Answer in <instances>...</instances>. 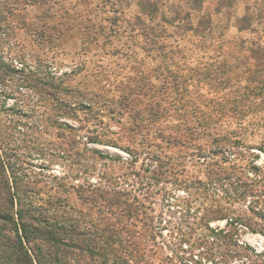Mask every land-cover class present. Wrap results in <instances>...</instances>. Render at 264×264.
Returning <instances> with one entry per match:
<instances>
[{
    "label": "trees",
    "instance_id": "trees-1",
    "mask_svg": "<svg viewBox=\"0 0 264 264\" xmlns=\"http://www.w3.org/2000/svg\"><path fill=\"white\" fill-rule=\"evenodd\" d=\"M193 2L197 9L199 0ZM112 5L121 6L120 2ZM136 6L130 21L116 8L113 16L103 10L105 17L89 18L82 25L62 18L61 23L50 26L52 32L45 38L46 32H39L44 38L41 41L53 42L51 49L79 46L82 55H87L65 82L49 74L39 78L42 71L32 68L28 75L17 77L22 87L35 92L36 106L51 114L50 121L64 116L79 122L77 128L57 123L59 132L54 136L61 139L60 151L69 152V158L73 155L71 161L83 168L82 174L93 168L88 161L94 156L125 169L109 180L103 176L97 186L57 184L51 200L42 204L39 195L44 182L16 177L15 166L3 161L0 146V264H264V251L239 245L237 239L243 229L264 235V166L255 163L257 156L251 152L264 153V142L246 144V126L241 131L222 132L219 125L224 118L254 116L260 109L264 113L262 106L244 108L264 95V74L260 75V66L255 64L246 78L251 82L249 90L227 106L231 99L225 94L226 85L232 75L240 79L243 72L225 62L187 70L183 67L189 66V49L184 55L178 47L188 33L201 40L210 37V16H201L194 27L179 13L165 17L148 0H137ZM195 11L190 10L188 16ZM156 20L157 28H152L151 22ZM169 27L174 29L170 34ZM117 38L125 42L118 39L119 45L114 46L112 41ZM169 38L176 39L174 51L161 43ZM151 46L164 55L153 71L143 57ZM254 51L264 55L261 48ZM89 54L97 55L93 62ZM110 55L121 62L107 60ZM19 72L24 73L0 59V87ZM78 76L83 77L74 81ZM203 84L208 91L223 94L219 99L204 97L199 89ZM44 127L39 125L36 133L39 151L47 148ZM90 145L113 148L128 157L104 154ZM171 177L186 193L182 203L185 216L197 223H180L177 242L162 243L170 252L164 256L158 254L163 250L157 240L161 221L151 216L147 198L158 191L156 181ZM71 193L83 206L75 213L69 206ZM219 221L225 222V228L209 227Z\"/></svg>",
    "mask_w": 264,
    "mask_h": 264
},
{
    "label": "rangeland",
    "instance_id": "rangeland-1",
    "mask_svg": "<svg viewBox=\"0 0 264 264\" xmlns=\"http://www.w3.org/2000/svg\"><path fill=\"white\" fill-rule=\"evenodd\" d=\"M55 1L0 0V59L4 63L13 66L16 70L22 69L24 71L23 74L19 72L12 81L0 87L2 92L0 93V129L2 133L0 146L4 149V152L3 150L1 151L2 159L6 164L10 163L11 166H15V168H12L13 174L18 178H22L23 181H26L28 177L31 182H44L45 189L39 195V201L42 204L51 200L49 196L54 195V188H58L57 184H64L67 187L71 186V184L75 186H85L86 184L97 186L103 176H106L105 178L108 180L112 179L113 174H122L125 168H121L120 165L113 163L112 160H100L94 156L92 161H88L93 164V168L86 174H82L83 168L74 165V162L72 163L73 155L69 158V152L60 151L61 139L54 136L57 131L59 132V129H55L58 122L74 128L78 127L79 122L64 116L57 117V121L53 118L50 121L48 116L51 114L47 113L46 109L43 113V107L36 106L38 98L35 92L22 87L21 83L17 81V77L28 75L32 68L42 71V73L37 74L39 78L49 74L60 77L65 82L70 72L75 70V66L79 65V63L81 64L83 59L86 60L87 55H82L81 51H79V46L73 47L69 45L64 49H51L54 45L53 42L48 41L46 43L41 41L48 37V33L52 32L50 26L61 23L62 18L64 21L66 20L65 18H68L71 24L79 25L81 22L86 24L89 18L99 20L105 17L106 14L103 13V10L104 12L109 10L110 12L107 14L110 17L113 16L112 13L117 8L112 5L116 2H120L121 6L117 9L122 11V16L127 21L132 20L135 11L138 10L136 6L137 0H57L54 3ZM148 1L150 5L154 3L157 5L158 10L164 11L165 17L170 18L174 16V12L179 13L180 17L186 18L184 21L191 23L194 27L198 24L201 16L204 14L210 16L213 27L210 37L206 40H201V37L188 33L183 40L178 41V47L184 55L189 49L186 55L189 66L183 67L187 70L193 67H204L209 63L218 65L219 62H225L230 67L235 68L236 72L238 70L243 72L240 73L242 75L240 79L232 75L231 81L226 85L225 94L231 99L226 104L227 106L231 102L239 100L242 94L249 90L247 86L251 82L246 81V78L254 72L255 64L260 66V75L264 74V55H262L261 51H259V54H254V50L257 47L264 51V0H199L197 9H193L195 7L193 4L195 3H192V0ZM190 10L196 11L188 16ZM156 23L157 20L151 22V27L157 28ZM167 30L168 34H170L174 29L169 27ZM40 31L46 32L45 36L43 34L44 38L39 33ZM220 35L222 38H220ZM118 39H121L120 42L122 43L125 42V39L117 38L112 41L114 46L119 45ZM171 39L169 38L161 43L163 46L165 44L166 46L168 45V49L174 51L176 39L174 41ZM203 44H206L204 48H202ZM147 54V56L144 55L143 57L146 58L148 70L153 71L157 68L161 58H164V55L163 53H161L162 56L159 55L153 46H151ZM90 56L92 54H89ZM96 57L92 56L91 62ZM110 57L111 55L106 59L109 60ZM112 60L120 61L116 56L110 59V61ZM150 73L154 77V74ZM63 75H66V78ZM82 77L78 76L74 81H80ZM194 88L197 90L198 87ZM199 89L200 92H203L204 97L219 99L220 94H223L221 92L217 94L213 90L208 91L205 84ZM212 94L214 96H211ZM203 101L207 103V100L203 99ZM250 101L251 104L246 103L244 108L247 109V107L251 108L252 106L264 107V95L261 98ZM53 107H55L54 104ZM9 109L12 111H9ZM22 112L28 113V116H22ZM61 112L62 109L57 113L61 114ZM78 117L82 120L84 119V115L81 112H78ZM106 120L108 121V119ZM43 124L45 125L44 130L47 132L45 136L47 148L44 151H39L37 140L40 138L36 133L39 125ZM219 125H221L222 132L236 131V129L241 131L243 129L242 126H246L244 131L246 144L259 146L264 142V113H261V109L254 116L242 117V114H240L224 118ZM114 130L116 129L114 128ZM81 142L84 143L85 139ZM82 147L81 145L80 149ZM89 147L95 148L104 154L107 151L110 155L119 154L123 158L128 157L125 153L113 148L98 145H90ZM13 148L15 151L11 150ZM251 152L257 156L255 163L258 166H264V153L255 149ZM34 166L45 167V169L41 171L38 168H34ZM139 166L140 162L137 164L138 168ZM173 182L174 177L161 183L156 181V190L158 191L155 192L153 197L149 196L147 198L151 216L156 222L161 221L159 224L161 237H158L159 239L157 240L163 250L159 249L158 254H163L164 256H170V252L166 250L165 246H162V243L166 245L168 242H177L175 238H178L177 227L179 224L182 222L197 223L196 219L193 220L192 217L185 216L186 208L182 203L186 193ZM106 184L112 186L110 182ZM69 196L72 198L69 206L74 208L72 212L75 213L78 209H83L82 203L77 200L75 194L71 193ZM199 201L202 202L201 199ZM236 207L238 208L239 206L236 205ZM209 227L211 229H223L225 228V222H211ZM237 239L239 245H247L259 252L264 251V235L252 234L243 229L239 232ZM181 248L186 249L188 246L182 245Z\"/></svg>",
    "mask_w": 264,
    "mask_h": 264
}]
</instances>
